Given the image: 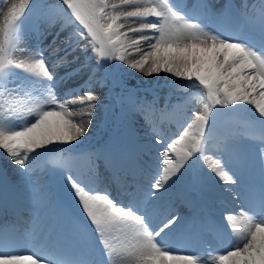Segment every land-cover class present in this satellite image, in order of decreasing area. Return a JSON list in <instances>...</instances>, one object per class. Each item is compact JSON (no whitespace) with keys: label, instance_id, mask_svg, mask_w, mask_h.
Returning <instances> with one entry per match:
<instances>
[{"label":"snow or ice","instance_id":"1","mask_svg":"<svg viewBox=\"0 0 264 264\" xmlns=\"http://www.w3.org/2000/svg\"><path fill=\"white\" fill-rule=\"evenodd\" d=\"M133 71L199 94L174 138L159 126L170 99L129 87ZM106 97L115 130L80 151ZM240 112L258 142L218 134ZM0 150V182L19 181L0 190V264H264V0H15L0 25ZM117 176L126 201L105 184ZM61 180L76 213L54 195ZM22 230L38 248L17 250ZM212 232L235 238L223 254H181Z\"/></svg>","mask_w":264,"mask_h":264},{"label":"rangeland","instance_id":"2","mask_svg":"<svg viewBox=\"0 0 264 264\" xmlns=\"http://www.w3.org/2000/svg\"><path fill=\"white\" fill-rule=\"evenodd\" d=\"M194 1L196 5L200 2V0H190ZM15 2V0H3L2 7H0V25L3 23V17L4 13L7 11V9L10 7L11 3ZM181 3V1L179 0ZM213 3H221V2H230L234 6L239 7L240 3H238V0H211ZM238 3V4H237ZM249 3L251 4V0H249ZM189 8V7H188ZM63 33L61 34V37L57 42H61V38H63ZM49 40H51V37H49ZM46 41L50 42V41ZM22 58V57H21ZM130 59H137L138 57L132 56L129 57ZM128 81H129V87H135L136 90L140 91V93H149V94H156L161 97V103L163 102L165 98L170 99V104L174 106V110L170 111L171 115L173 117H169V119H172L169 121L164 120L162 123L159 122V126L162 127L165 131L168 129V127L176 126L179 122L180 119V112L184 111L185 113H188L189 109H191L193 106L190 108H187V105H192L193 100H198V93L193 92L189 88H183L180 87L181 84H186V81H177L175 77L170 76L169 74L161 73L158 76L153 75V76H145L142 73L138 71H133L132 75L128 76ZM183 98V99H181ZM178 107V108H177ZM179 110V111H178ZM176 111V113H174ZM254 111V109H253ZM239 115H242L243 117H246L248 120H250V114L248 112H240ZM237 116V114H235ZM222 117V116H221ZM225 118L221 120V118H218L217 121V126L223 125L225 122ZM242 119L239 117L235 120V125L238 127H241ZM93 122L97 124L93 130H90V134L88 135L87 139L84 140V143L81 144L80 146H84L86 144L90 143H100L101 141L107 139V137L112 134V132L115 130L116 127V118L113 112V105L110 97H106V102L100 106L98 109V113L93 119ZM108 125V126H107ZM259 125H255L254 129L251 131H254ZM99 127V128H98ZM103 128V129H102ZM175 134L173 136L175 137ZM236 136L243 135V133H239L238 135L235 133ZM141 136H143V132L141 133ZM101 138H104L100 141ZM94 147H90V150H92ZM89 150V151H90ZM2 151V150H0ZM51 161L52 157L48 156ZM36 165H40V160L36 161ZM53 165V164H52ZM55 166V165H54ZM4 168V169H3ZM7 168V165L3 161V158L0 157V171L4 172V170ZM10 175L13 178V181L17 179L14 174L11 172L7 173L5 177L10 183H14L10 180L9 176ZM61 189L64 191L65 189V194L67 196H70L71 194L68 190V187L66 184L63 183V181H59ZM16 186H19V181L16 183ZM123 199L126 201L127 198L123 197ZM23 232V230H22ZM23 237V233L21 234ZM212 240V237L211 239ZM227 244V242H226Z\"/></svg>","mask_w":264,"mask_h":264},{"label":"bare ground","instance_id":"3","mask_svg":"<svg viewBox=\"0 0 264 264\" xmlns=\"http://www.w3.org/2000/svg\"><path fill=\"white\" fill-rule=\"evenodd\" d=\"M181 1V4L183 5V6H186V7H189V8H192V7H195L196 6V3H194V1H191L190 2V0H180ZM242 2H243V0H238V3H240V5L242 4ZM248 2H249V0H248ZM237 3V4H238ZM239 5V6H240ZM61 39H63V38H61ZM50 41V40H49ZM57 44H60V42H57ZM192 105H187V108H190L191 106H193V103H191ZM179 111V110H178ZM181 116H180V119H179V122H178V124L175 126H172V127H170V128H168L167 129V131H166V133H167V135L168 136H172L173 138H174V136H173V134L174 133H177V131H178V129L180 128V126L183 124V121H184V118H185V116L187 115V113H185L184 111H182V112H180L179 113ZM97 124H95V122H93L92 123V127H91V130H93V128H95V126H96ZM108 126V125H107ZM99 128V127H98ZM96 129V128H95ZM103 129V128H102ZM91 133V132H90ZM101 139H104V138H101ZM14 183H18V180L17 179H15L14 180ZM178 199H177V197L176 198H174L172 201L173 202H176ZM224 206H225V210L226 211H231L232 209H230L229 208V203H227L226 201H224ZM238 206V205H237ZM234 206L232 205V208H233ZM161 209V208H160ZM159 210V209H158ZM235 210L238 212L239 211V207L237 208L236 206H235ZM66 211H68L67 210V208H66ZM217 237L219 238V239H217L218 240V242H220L219 244H220V246H221V248H220V246L219 245H217L215 242H213V241H211L210 243H204V242H200V243H196V244H191V245H184L182 248H184V252L183 253H181V254H191V253H195L196 255H203V249L204 248H211V249H213L214 251H213V254H217V253H220V254H223V252H224V250L225 249H227V248H229V246H230V242H231V240H233V239H235L234 237H230V236H228V235H226V234H224L223 232L221 233V235H217ZM25 238L27 239V240H29L30 238H31V235L30 234H27L26 236H25ZM226 242L228 243V245L226 244ZM30 247H29V245H25V244H23V243H19V246H18V251H25V250H27V249H29Z\"/></svg>","mask_w":264,"mask_h":264}]
</instances>
